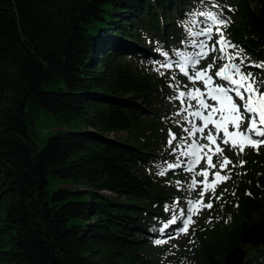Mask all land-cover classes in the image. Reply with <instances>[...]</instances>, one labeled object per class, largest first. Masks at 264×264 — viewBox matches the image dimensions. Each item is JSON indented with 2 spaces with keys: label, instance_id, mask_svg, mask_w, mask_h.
I'll list each match as a JSON object with an SVG mask.
<instances>
[{
  "label": "trees",
  "instance_id": "16d2710c",
  "mask_svg": "<svg viewBox=\"0 0 264 264\" xmlns=\"http://www.w3.org/2000/svg\"><path fill=\"white\" fill-rule=\"evenodd\" d=\"M262 3L0 0V264H165L148 251L171 250L153 240L180 197L181 171L160 176L158 166L169 161V129L179 132L174 113L157 109L182 79L156 74L152 62L190 45L183 22L204 9L229 21L224 35L246 63L264 64ZM245 68L264 79V69ZM43 110L75 128L38 150ZM244 153L216 191L211 222L192 231L191 264H224L235 248L242 264H264V244L242 242L264 224V149Z\"/></svg>",
  "mask_w": 264,
  "mask_h": 264
},
{
  "label": "snow or ice",
  "instance_id": "6c2138e0",
  "mask_svg": "<svg viewBox=\"0 0 264 264\" xmlns=\"http://www.w3.org/2000/svg\"><path fill=\"white\" fill-rule=\"evenodd\" d=\"M201 2L203 3V0ZM211 7L219 8V5L213 3ZM190 17L183 23L189 43L195 51L192 53L177 51L176 56L179 57L177 61L171 60L167 52L161 53L165 57V62L159 67L172 70L175 64L179 72L194 86L188 88L184 85L182 89L178 82L169 84L176 93L170 99L180 103V108L175 113L176 116L182 117V123L178 122V126L182 124L189 126L183 127V132L187 134L183 137H177L169 129L166 143L176 158L175 162L165 161L163 166H158V175L165 176L169 171L184 169L192 174L187 185L189 192L199 189V197L187 201L186 211L175 209L179 200L174 201L172 208L166 207V211H173L174 214L161 228V233L163 234L170 225H176L178 220L182 221V226L176 230V235L155 240L156 245L166 244L171 239L178 238L180 234L187 235L190 226L195 223L193 217L204 209L211 210L213 201L222 199L223 194L216 195V188L231 179L229 166L243 167L246 163L243 160H239L238 164L233 163L224 155L225 148L222 145L230 147L237 156L242 155L246 148L250 147L259 152L260 147L264 146V79L258 80L253 72L243 70L245 67L264 69V64L246 63L247 58L243 55V50L238 49V46L224 35V29L227 28L229 21L222 18V13L201 9L192 12ZM197 18H203V21L198 22ZM201 37L203 39H200ZM214 37L216 39L212 43ZM212 53L219 55L214 56L212 63L206 68L195 70L201 60ZM217 60L221 61L218 68ZM190 67L194 70L191 73ZM214 68L216 70L213 74ZM160 75L163 76L164 73L160 72ZM171 79L176 81L175 75ZM198 83L203 85V89L195 87ZM201 140L206 143H200ZM213 157L220 159L214 163ZM202 162L204 167L196 171ZM197 176L202 179L197 180ZM176 185L180 190L181 181L177 180ZM209 193L211 195L205 203V196Z\"/></svg>",
  "mask_w": 264,
  "mask_h": 264
},
{
  "label": "rangeland",
  "instance_id": "374dc122",
  "mask_svg": "<svg viewBox=\"0 0 264 264\" xmlns=\"http://www.w3.org/2000/svg\"><path fill=\"white\" fill-rule=\"evenodd\" d=\"M255 5V3H254ZM215 38V37H214ZM213 38V39H214ZM200 39H203V37H201ZM212 43H214V41H212ZM195 49H193L191 47V45L185 46L183 52L184 53H192L194 52ZM219 53H212L210 55H208V57L204 60H201L200 64L198 65L197 69L195 70H199V69H203L206 68L208 64L212 63L213 61V57L214 56H218ZM179 59V57H176V59H173V61H177ZM248 61V60H246ZM165 60L163 61H159L157 63L152 62L151 65V69L156 73L160 75V72H163L164 75L163 76H167L170 73H175L177 74L180 79H182V84L181 87L183 89L184 85H187L188 88H192L194 85H192L188 79L179 72L178 68H176L175 64L173 66L172 70H168V69H164V68H160L159 65L164 63ZM238 62V61H237ZM221 64V61L217 60L216 62V68H218ZM216 68L213 69V74L216 70ZM245 72H247V69L244 68L243 69ZM190 73L193 72L194 70L191 69V67L189 68ZM217 83H222L221 81H217ZM195 87H199L201 89H203V85L202 84H196ZM171 93V97L175 96V91L174 90H170ZM170 97V98H171ZM209 103H211V101H209ZM180 108V103L177 100H173V99H169L166 104L160 106L157 110L159 113H161L163 116H168V113H175L179 110ZM175 119H173V117H170L168 119L169 121L175 120L177 122L176 130L179 132L178 137H183L186 136L187 134L183 132V127H188L189 125L187 124H182V126H178V122L182 123V117L181 116H176L175 115ZM178 117V118H177ZM199 123V122H197ZM171 124V123H170ZM246 127V125H245ZM75 127L73 125H65L62 124L58 118L50 113H47L46 111H41L37 117L35 118V130H36V134L33 136L34 139V143L37 146L38 150H41L47 143L49 137L55 133H57L59 130H67V129H74ZM206 134V133H205ZM200 143H206V141L201 140ZM222 147L225 148L224 151V155L229 157L232 162L233 159L236 157V152L234 150H232L230 147L227 146H223ZM248 148L245 149V151ZM260 149H264V146H261ZM244 151V152H245ZM249 151V150H248ZM244 156H246V154H242ZM241 155V156H242ZM175 156L172 155L171 153V149L169 150V155H168V162H175ZM220 159V157H213V161L214 163L217 162ZM163 166V165H162ZM204 167L203 162L200 164L199 168L196 169V171H199L201 168ZM230 167V171L232 170L231 166ZM159 168V167H158ZM176 170H180L181 174L178 175L179 178L174 180L173 185L174 187L177 189V185H176V181L179 180L181 181V187L179 191L180 197L178 198H174V200H179V204L175 205V209L178 211L179 209H185V211L187 210V201L189 199H196L199 197V189H197L195 192H189L187 185L190 182L191 178H192V174L188 173L186 171H184V169H176ZM217 170H219V167L217 166ZM197 180H201L202 177L197 176L196 177ZM209 179H211V176L209 177ZM227 182V181H226ZM226 182H223L221 184L218 185V187L216 188V191L220 190L222 187V185H224ZM62 186V183H55L52 182V184L50 185L49 189L50 190H56L59 187ZM211 193H209L208 195L205 196V203L208 202V199L210 197ZM174 206V204H172L170 206V208H172ZM173 211L169 212L170 215V219L173 215ZM211 210H207L204 209L203 211L200 212L199 215L194 216L193 219L195 220V223L190 226L189 228V232L187 235L184 234H180L178 236V238L176 239H171L168 243L166 244H162V245H156L155 244V240L157 239H166L167 236L169 235H176V230L182 226V221L178 220L176 225H170L167 229L164 230L161 238H156L153 240L154 244L156 246H158L160 248V250L162 249V246H165L171 250H166L164 249V252H162L160 255L158 254V252L156 250H149V256L151 259L156 260L157 258H159L160 262H163L165 264H191L193 263H197V259L192 258L191 260L186 259V257L184 255H187L190 252L191 246H189L191 238H192V231L194 229V227L198 224L203 223L204 221L209 220L211 217ZM166 222H162L160 224V230L161 228H163L164 224ZM205 223V222H204ZM250 246V245H247Z\"/></svg>",
  "mask_w": 264,
  "mask_h": 264
},
{
  "label": "water",
  "instance_id": "95a60500",
  "mask_svg": "<svg viewBox=\"0 0 264 264\" xmlns=\"http://www.w3.org/2000/svg\"><path fill=\"white\" fill-rule=\"evenodd\" d=\"M261 22L264 25V3L260 6ZM242 242L251 246L264 244V224L253 225L243 236ZM245 258V252L241 248L233 249L226 257L224 264H242Z\"/></svg>",
  "mask_w": 264,
  "mask_h": 264
}]
</instances>
